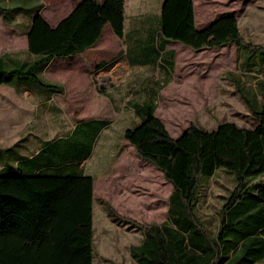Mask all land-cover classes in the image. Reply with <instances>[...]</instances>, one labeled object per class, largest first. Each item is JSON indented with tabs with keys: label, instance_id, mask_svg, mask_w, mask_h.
Instances as JSON below:
<instances>
[{
	"label": "trees",
	"instance_id": "trees-1",
	"mask_svg": "<svg viewBox=\"0 0 264 264\" xmlns=\"http://www.w3.org/2000/svg\"><path fill=\"white\" fill-rule=\"evenodd\" d=\"M42 7L26 26V58L0 56V86L25 81L48 95L62 94L61 85L41 78L52 61L94 48L107 25L124 38L125 0H82L55 27L42 17ZM158 24L171 68L175 51L164 50L179 43L194 51L235 46L240 65L253 61V72H264V48L244 41L235 16L198 30L192 0H165ZM235 83L257 121L253 128L223 122L208 131L193 123L175 139L155 116L154 103L133 105L141 122L124 137L173 188L161 224L126 219L99 200L114 222L141 229L142 241L130 250L136 264H264V80H257L255 92ZM109 126L80 120L66 136L17 154L13 164L0 163V264H94V179L81 165ZM11 148H0V160L13 154ZM220 172L232 178L233 189L213 231L199 209L205 184Z\"/></svg>",
	"mask_w": 264,
	"mask_h": 264
},
{
	"label": "rangeland",
	"instance_id": "rangeland-1",
	"mask_svg": "<svg viewBox=\"0 0 264 264\" xmlns=\"http://www.w3.org/2000/svg\"><path fill=\"white\" fill-rule=\"evenodd\" d=\"M81 1L0 0V55L26 58V26L41 5L44 6L42 17L55 25ZM127 1L129 19L124 41L117 42L118 38L111 26L107 25L103 43L99 46L102 51L111 53L108 56L103 53L99 58L106 60L101 66L106 64L107 69L90 66L88 58L93 50H89L75 57L56 59L41 74L42 80L60 84L64 88V93L54 98L58 113L52 114L41 109L34 96L16 94L10 88L0 87V148L12 147L10 152L13 153L7 155V159L1 158L3 166L13 164L17 154L24 156L43 141L63 136L80 120H106L111 123V127L104 131L94 146L92 157L83 169L85 174L91 173L93 176H97L98 170L109 174L116 160L112 173L114 181L112 184L106 182L103 191L97 192L100 195H97L94 207V264H136L130 250L140 244L143 237L137 226L128 222L117 223L107 216L99 205V200H103L99 196L106 197L119 216L137 223L160 224L167 219V200L171 188H165L166 184L161 183L155 186L153 175L147 172L146 167L143 174H138L142 177L136 180V177L132 179L130 171L124 170L130 167V163L133 169L138 167L130 151H125L128 142L123 137L124 128H132V118L136 117L128 108L133 104L145 103L143 100L150 96L153 98L150 103H154L157 108L156 115L162 119L171 136L176 134L175 137L193 123L208 131L215 130L223 122H235L241 127L253 128L257 121L246 107L235 82L240 81V86L255 92L257 80H264V72L260 75L253 72L256 68L253 67V61L245 60L240 65L235 46L194 51L178 43L169 46L177 54L174 71L168 79L162 73V65L167 60L166 53L162 51L163 36L156 31L161 0ZM193 2L197 25L206 24L220 14L231 13L238 19L244 41L264 48V0ZM135 29L146 32L140 36L129 33ZM136 39H144L145 42L137 45ZM127 62L132 68L128 67ZM115 63H124L126 66L119 72L118 68L111 66ZM248 70H252V73H247ZM116 73L121 76L119 81L116 80ZM169 80L170 84L162 89V84ZM108 137L112 141L107 142ZM123 151L127 158L122 156L117 161ZM131 154L138 157L135 152ZM99 160L101 164L104 163L101 169ZM115 181L121 182L120 192L130 191L128 196L125 195L129 198H111L110 194L116 191ZM165 181L162 180L163 183ZM232 189V178L224 172L205 184L199 212L213 231L217 230L219 209L224 197Z\"/></svg>",
	"mask_w": 264,
	"mask_h": 264
},
{
	"label": "crops",
	"instance_id": "crops-1",
	"mask_svg": "<svg viewBox=\"0 0 264 264\" xmlns=\"http://www.w3.org/2000/svg\"><path fill=\"white\" fill-rule=\"evenodd\" d=\"M100 1H104V0H100ZM161 1H162V3H161ZM160 1V5H161V7H162V5H163V3H164V1L165 0H161ZM193 1V0H192ZM193 4H194V2H193ZM194 8H195V5H194ZM74 9V8H73ZM128 11H129V4H128V1L127 0H125V22H124V38L123 39H119L118 38V40H117V42H119V41H124V39H125V36H126V32H127V27H126V23H127V20L129 19V16H128ZM71 12H72V10H71ZM70 12V13H71ZM69 13V14H70ZM68 14V15H69ZM67 15V16H68ZM226 15H232L231 13H228V14H226V13H223V14H220L218 17H216L214 20H211L210 22H208V23H206V24H203V25H197V18H196V9H195V24H196V27H197V29L198 30H203V29H205V28H207L208 26H210L212 23H214L218 18H220V17H222V16H226ZM67 16H65V17H67ZM160 15H158V17H159ZM233 16V15H232ZM65 17H63V18H61L60 20H59V22L61 21V20H63ZM58 22V23H59ZM58 23H56L55 25L54 24H50L51 26H53V27H55ZM158 31V30H157ZM144 32H146L145 30H143V29H135V30H132L131 32H129V33H131V34H134V35H136V36H140L141 34H143ZM104 33H105V30H104ZM25 35L27 36V32H25ZM115 35V34H114ZM116 36V35H115ZM103 37H104V34H103ZM103 37L101 38V40L99 41V43L94 47V48H92V49H90V50H93L91 53H89V58H88V60L90 61L89 62V64H90V66L92 67V68H101V69H103V70H105V69H107V65L105 64V66H101V65H103V63H105V61L106 60H103V58L102 59H99V58H101L102 57V54L104 53V54H107V56L109 55V54H111V53H109V52H105V51H102V49H100V47L99 46H101L102 45V43H103ZM117 37V36H116ZM142 42H145L144 41V39H136V44L137 45H140ZM171 44H173V43H171ZM171 44H169V45H167L166 47H165V50L164 51H172V50H174V49H171L169 46L171 45ZM179 44V43H178ZM27 49H28V38H27ZM89 51V50H88ZM175 51V50H174ZM26 52H27V50H26ZM26 52H25V54H26ZM87 52V51H86ZM85 52V53H86ZM119 54V53H118ZM176 51H175V59H176ZM5 55H9V56H12V57H19V55H10V54H1L0 56H5ZM22 59V58H21ZM118 61V60H117ZM127 64H128V67L130 68L131 67V65H130V63L129 62H127ZM112 67H114L115 66V68H118L117 70L120 72L121 70H124V68H125V64L124 63H122V64H118V63H115V64H113V65H111ZM49 67V66H48ZM162 67H163V74L165 75V77H168V79H170V76H171V74H172V72L174 71V67H175V60H174V64H173V66H172V68H171V66L169 65V62H164V64L162 65ZM132 68V67H131ZM48 71H49V69H48ZM48 71H46V72H48ZM87 72H90V70L89 71H87ZM103 73H101L100 74V76L102 75ZM116 80L117 81H119L120 79H121V76H120V74L119 73H116ZM167 80V79H166ZM172 81V80H171ZM16 84H14V85H9V84H7V85H1L0 87H7V88H10V89H12V90H14L15 91V93L16 94H19V93H23V94H25V95H28V96H34L35 97V99H37L38 100V102H39V106H40V108L41 109H44L45 111H47L48 113H52V114H56V113H58V111H59V109L56 107V100L54 99L55 98V96H60V95H62V94H59V93H53V94H50V95H48V93H46V92H43V91H40V90H38V89H36L35 88V85H32L31 84V82L30 83H26L25 81H20V82H15ZM170 84V80H169V82L168 83H166V84H162L164 87H162V89L164 88H166L168 85ZM60 85V84H59ZM62 86V85H61ZM63 87V86H62ZM64 89V88H63ZM162 89H161V91H162ZM143 91H146V90H143ZM153 92V91H152ZM155 92V91H154ZM63 93H64V90H63ZM97 96H104V95H102V94H97ZM151 99H153V98H151L150 96H148V99H144L143 101H145V102H147V101H150ZM133 105H135V104H133ZM133 105H131L129 108H128V110L130 111V112H132V115L134 114L136 117H134V119L132 118V123L134 124V126L133 127H135V126H137L140 122H141V118L136 114V112L133 110ZM70 108V107H69ZM125 108H127V107H125ZM71 109V108H70ZM155 116L158 118V119H160L161 120V122L164 124V122L162 121V119L159 117V116H157L156 115V112H155ZM75 126V125H74ZM111 127V123H110V126L107 128V129H109ZM189 127V126H188ZM187 127V128H188ZM74 127H72V129H73ZM187 128H185L184 130H183V132L182 133H179V134H177L178 136L177 137H175V135H172V137L173 138H179L183 133H184V131L187 129ZM72 129H70L68 132H64V136H66V134H68V133H70L71 131H72ZM127 129H129V128H127ZM126 128H124V132H123V137H124V133H125V131L127 130ZM106 130V129H105ZM105 130H103V132L100 134V136H99V138H98V140H97V142L95 143V145L98 143V141L100 140V138L102 137V134L104 133V131ZM170 134V133H169ZM171 135V134H170ZM125 138V137H124ZM109 141H112L111 140V137H108V140H107V142H109ZM122 144V143H121ZM94 145V146H95ZM128 147H126V149L127 150H125V151H130V155L133 157V160H135L134 162L138 165V167L137 168H134L133 169V166H132V163H130V167H125V171L126 172H128V171H130L131 173H132V175H133V177H132V179H134L135 177V180L136 179H140L142 176H139L138 174H143L144 173V168L146 167L147 169V172L149 173V174H152L153 175V179H154V182H153V184L155 185V186H157L159 183H161L162 185H165L166 187L165 188H171V192H172V185L169 183V182H167V181H165L164 183L162 182V180H164L165 178H164V176H163V173L162 172H160L159 170H157L152 164H150V163H146L145 161L143 162L142 160H140V158L139 157H135L134 155H132L131 153L132 152H135L136 153V151H135V149H133V148H131L132 146L129 144V142H128V145H127ZM94 149V148H93ZM125 151H123V153L122 154H120L116 159H117V161L120 159V157H122L123 156V158H127V156L125 155ZM136 156H137V154H136ZM92 156H90L87 160H85L84 161V163L81 165V167L84 169V168H86V164H87V161L91 158ZM130 159V158H129ZM101 160H99L98 161V164H99V168L101 169L102 168V166H104V163L103 164H101V162H100ZM119 163V162H118ZM115 165H116V160H115V162H114V164H113V166H112V171L109 173V174H106V173H100L99 172V170L97 171V176H93L91 173H87V175H89V176H91V177H93V179H94V184H93V196H94V200H95V203H96V200H97V195H100V194H98L97 192H99V190H101V191H103V188H104V186H105V183L106 182H108V183H110V184H112V182L114 181L113 180V177H112V173H113V171H115L114 170V167H115ZM126 175H128V174H126ZM136 175V176H135ZM129 176H130V174H129ZM125 177H123V179H124ZM162 178H164V179H162ZM122 179V178H121ZM129 180V179H128ZM115 184H117L116 186H115V189H116V191H115V193L112 195V194H110V196H111V198L112 197H115V198H117V199H123V198H129V197H127L128 196V194L130 193V191L128 192V191H126V192H120V188H121V182H119V181H115ZM170 184V185H169ZM171 192H170V194H169V196L171 195ZM119 195V196H118ZM125 195H127V196H125ZM120 197V198H119ZM98 198H103V200H105L107 203H109L112 207H113V205L108 201V200H106L107 198L106 197H104L103 195H101V196H99ZM138 198V197H137ZM169 198V197H168ZM166 202V201H165ZM167 202H168V200H167ZM152 203H153V201L151 202V208L153 207L152 206ZM99 205H101L103 208H104V210L106 211V213H107V216H109V214H108V212H107V210H106V208H105V206H103L102 204H99ZM94 207H95V205H94ZM114 208V207H113ZM115 209V208H114ZM167 210H168V208H167ZM110 217V216H109ZM111 218V217H110ZM165 221H166V219H165ZM164 222V221H163ZM162 222V223H163ZM157 224H159V223H157ZM161 224V223H160ZM94 237H95V225H94Z\"/></svg>",
	"mask_w": 264,
	"mask_h": 264
}]
</instances>
